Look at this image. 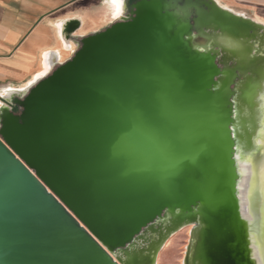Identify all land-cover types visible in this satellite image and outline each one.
<instances>
[{
  "label": "water",
  "instance_id": "obj_1",
  "mask_svg": "<svg viewBox=\"0 0 264 264\" xmlns=\"http://www.w3.org/2000/svg\"><path fill=\"white\" fill-rule=\"evenodd\" d=\"M77 27L0 96V264H157L185 227L182 264H264V24L121 0Z\"/></svg>",
  "mask_w": 264,
  "mask_h": 264
},
{
  "label": "crops",
  "instance_id": "obj_2",
  "mask_svg": "<svg viewBox=\"0 0 264 264\" xmlns=\"http://www.w3.org/2000/svg\"><path fill=\"white\" fill-rule=\"evenodd\" d=\"M108 1L0 0V96L7 88L23 87L33 77L40 68L43 52L57 50L60 61L71 56L74 46L71 44L69 51L64 49L60 23L78 20V27L72 33L78 37L112 23L121 12V0ZM216 1L264 24V0ZM46 72L47 69L34 81Z\"/></svg>",
  "mask_w": 264,
  "mask_h": 264
},
{
  "label": "rangeland",
  "instance_id": "obj_3",
  "mask_svg": "<svg viewBox=\"0 0 264 264\" xmlns=\"http://www.w3.org/2000/svg\"><path fill=\"white\" fill-rule=\"evenodd\" d=\"M38 71L28 81L29 83H32L34 79L39 76ZM5 94H7V92L3 93V95ZM188 237L189 227L179 230L172 237H170L158 254L157 264H182Z\"/></svg>",
  "mask_w": 264,
  "mask_h": 264
},
{
  "label": "bare ground",
  "instance_id": "obj_4",
  "mask_svg": "<svg viewBox=\"0 0 264 264\" xmlns=\"http://www.w3.org/2000/svg\"><path fill=\"white\" fill-rule=\"evenodd\" d=\"M120 0H109L108 2H111V3H118ZM225 6V5H224ZM69 51V50H68ZM67 51V52H68ZM44 53V52H43ZM43 56L44 54L42 55V60L40 62V68H39V71H38V74L41 75L43 74L46 69H47V65H46V61L43 60ZM47 73V72H46ZM45 75V74H44ZM42 77V76H41ZM40 78V77H39ZM37 80V79H36ZM35 80V81H36ZM31 83V82H30ZM29 82H27L23 87L27 86L28 84H30ZM23 87H20V88H23ZM244 181L240 182L239 184V190H240V198H241V212L243 215H246L247 213V204H246V200H245V196H244Z\"/></svg>",
  "mask_w": 264,
  "mask_h": 264
},
{
  "label": "flooded vegetation",
  "instance_id": "obj_5",
  "mask_svg": "<svg viewBox=\"0 0 264 264\" xmlns=\"http://www.w3.org/2000/svg\"><path fill=\"white\" fill-rule=\"evenodd\" d=\"M200 41V40H199Z\"/></svg>",
  "mask_w": 264,
  "mask_h": 264
}]
</instances>
